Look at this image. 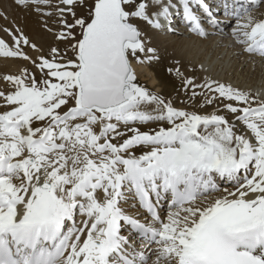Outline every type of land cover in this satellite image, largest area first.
I'll return each instance as SVG.
<instances>
[{
	"label": "snow or ice",
	"instance_id": "1",
	"mask_svg": "<svg viewBox=\"0 0 264 264\" xmlns=\"http://www.w3.org/2000/svg\"><path fill=\"white\" fill-rule=\"evenodd\" d=\"M59 3L55 38L71 57L52 47L33 59L19 27L0 29V57L40 73L6 75L0 90V264H264V98L176 68L187 101L217 105L190 111L138 85L133 66L159 59L138 20L159 30L178 15L204 37L217 13L234 17V44L264 61V18L235 0Z\"/></svg>",
	"mask_w": 264,
	"mask_h": 264
},
{
	"label": "bare ground",
	"instance_id": "2",
	"mask_svg": "<svg viewBox=\"0 0 264 264\" xmlns=\"http://www.w3.org/2000/svg\"><path fill=\"white\" fill-rule=\"evenodd\" d=\"M240 4L242 6L244 5L247 12H250L258 19L264 18V4L259 3L258 0H243L240 1ZM54 5H57L56 9L57 7H63V5L59 3V0H52L49 5H40L41 11L37 12L34 8L25 9L17 7L14 5L13 0H0V11H5L7 15V19L0 18V29L7 27L14 30L16 27H19L25 35L27 34L26 36L30 37V41L36 44L37 48L40 50L42 48H47L49 45L57 44V41L54 40L53 35L48 30L53 29L55 25H57L55 24L56 22H54L55 18H60L57 12L53 11L55 9ZM244 8L241 7L240 11ZM245 9L243 10L244 13H241L242 15L245 14ZM81 10L82 9H76L78 15ZM49 12H52V16L47 15ZM177 16H175L171 22V29L174 30H171L167 34L162 33L160 29L154 30L151 28L149 39L147 40L150 43H146V45L149 47L150 44H153L151 47L155 49L156 46L157 48L160 47L173 63L179 64V66L187 72L189 70H198L195 78L200 83H203L205 77H211L220 82H228L229 80L231 85L264 98V61H261L259 57L252 58L247 54H241L240 48L234 44L233 29L237 26L235 18H225L224 15L219 13L218 16L220 19H223V23L218 26L210 25L208 31H206L207 34L204 37H200L191 32L189 28H185L183 22L174 23L180 18V16ZM45 24H47V27H45ZM0 37L6 40L9 39L3 31H0ZM26 51L29 56H31L32 53L27 49ZM41 53H43L42 50L39 52L36 51L34 54L40 55ZM27 64V61H22L20 58L0 57V90L11 89V86L3 80L4 76L18 75L24 71L25 68L29 72H32L29 70V67H27ZM201 64L207 69L206 72L201 70ZM133 66L137 76L146 78L150 80L152 84L158 86L162 84L159 82L157 74L159 72L155 71L150 61L145 60L143 64L134 61ZM190 77L193 76L190 75ZM161 89H163V87ZM181 107L182 106L179 108ZM4 110V108L0 107V111ZM221 185H223L221 191H223L224 188L232 190L236 186L235 182L228 183L218 181L219 188ZM217 194L218 193H212V195ZM133 205H136V201L129 197L128 203L125 204L124 207L130 214H135L138 210L141 213L143 212L142 209H139L138 205H136V207H133ZM171 210L170 201H166L162 206V214H166ZM80 219H82V217H78V221Z\"/></svg>",
	"mask_w": 264,
	"mask_h": 264
},
{
	"label": "rangeland",
	"instance_id": "3",
	"mask_svg": "<svg viewBox=\"0 0 264 264\" xmlns=\"http://www.w3.org/2000/svg\"><path fill=\"white\" fill-rule=\"evenodd\" d=\"M57 6V5H56ZM56 6L54 5V12L56 11ZM84 9H82L79 12V15L84 14ZM53 12V13H54ZM52 14V12H49ZM46 14V13H45ZM48 15V14H47ZM78 15V14H77ZM49 16V15H48ZM52 16V15H51ZM58 19V20H57ZM61 18H55L54 22H56L55 27L53 29H51L50 33L53 35L54 40L57 41V44H53V45H49L47 48H42L41 50L43 51V53H41L40 55H43L45 57H49L50 56V49L52 47H57L61 53H64L65 51H68V56L71 57L72 53L69 49V46L66 42H61L59 40H57L55 37L56 35L59 33V31L61 30L62 25L59 23ZM52 20V22H53ZM136 23L139 25L140 29L142 30V32L144 33L145 37H146V43H150L149 41H147L149 39V35L151 32V27L149 25H147L145 22L143 23V21H136ZM145 25V26H144ZM27 35V34H26ZM29 39L30 37L27 36ZM153 46V44H150L149 47ZM155 46V45H154ZM24 50L26 51V49L28 51H30L31 57L33 59H36L38 56L40 55H36L34 54L36 52V50L30 48L29 46H23ZM148 47V46H147ZM27 52V51H26ZM161 52V53H160ZM28 54V52H27ZM29 55V54H28ZM148 55H153L152 53H148ZM156 55H160L159 59L156 60H152L150 61L152 64V67L155 69L156 72L158 74L159 77V82L162 83L161 85H156V84H152L150 80L143 78L141 76H137V81L140 83V86L146 88L147 90H149L150 92H153L155 94H158L160 96H162L163 98H165L168 101H171L173 103L174 106L176 107H180L181 108H187L190 111H201V112H205V113H209V112H213L217 109V106H208V107H201L202 104V100L203 98H200V101L197 102L196 100H193L191 102L187 101V95L185 94V92L183 91V89L181 88V78L177 77V75L174 73L175 69L178 68L179 64H175L173 63L167 56V54L165 52L162 51V49L160 47L157 48L156 46V52L154 54ZM167 56V57H166ZM141 59H145V54L141 53L140 54ZM22 60V59H20ZM24 61V60H22ZM27 67H29V70L32 71V73H35L37 76V79L40 78V73L39 70L36 69L35 65H33L31 63V61H27ZM31 64V65H30ZM175 65V66H174ZM33 66V68H32ZM169 67V68H168ZM159 68V69H158ZM158 69V70H157ZM172 71H169V70ZM179 69L181 70V72L183 71L184 75L186 77H190L191 76H196V74L198 73V70H189L188 72L186 70H184L181 66H179ZM37 71V72H36ZM171 73V74H170ZM192 73V74H191ZM174 74V75H173ZM161 75V76H160ZM164 77V78H163ZM177 77V78H176ZM168 79V80H167ZM231 84V82L228 80V82ZM164 85V86H163ZM11 86V85H9ZM163 87V89H161ZM6 90V89H5ZM174 92H172V91ZM163 93V94H161ZM174 93V94H173ZM177 94V95H176ZM190 94V93H189ZM252 95H255L254 93H251ZM164 95V96H163ZM174 95V96H173ZM257 96V95H256ZM182 98V99H181ZM179 99V100H178ZM175 102V103H174ZM179 103V104H178ZM178 104V105H177ZM221 111L222 107H221ZM230 118V117H229ZM150 127H155V125H150ZM146 130V129H145ZM223 187V185H221L220 187V191L222 190L221 188ZM154 246V245H153Z\"/></svg>",
	"mask_w": 264,
	"mask_h": 264
},
{
	"label": "water",
	"instance_id": "4",
	"mask_svg": "<svg viewBox=\"0 0 264 264\" xmlns=\"http://www.w3.org/2000/svg\"><path fill=\"white\" fill-rule=\"evenodd\" d=\"M136 83L139 85V82L138 81H136Z\"/></svg>",
	"mask_w": 264,
	"mask_h": 264
}]
</instances>
